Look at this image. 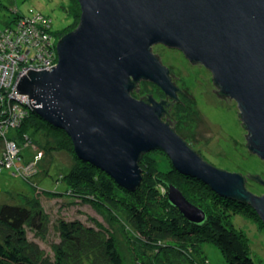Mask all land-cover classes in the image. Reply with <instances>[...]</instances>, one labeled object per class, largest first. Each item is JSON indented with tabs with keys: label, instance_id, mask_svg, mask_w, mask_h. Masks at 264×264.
Instances as JSON below:
<instances>
[{
	"label": "water",
	"instance_id": "obj_1",
	"mask_svg": "<svg viewBox=\"0 0 264 264\" xmlns=\"http://www.w3.org/2000/svg\"><path fill=\"white\" fill-rule=\"evenodd\" d=\"M78 4L79 23L58 39L56 64L27 69L15 86L28 95L32 110L68 134L79 159L102 169L121 187L139 186L140 156L159 149L177 171L250 204L264 224V192H251L241 172L210 164L188 145L162 119L166 99L131 94L144 79L175 98L178 86L172 78H180L152 46L179 49L189 61L210 70L220 94L237 102L246 145L264 161V0ZM166 196L191 224L207 220L205 210L175 184L167 182Z\"/></svg>",
	"mask_w": 264,
	"mask_h": 264
},
{
	"label": "trees",
	"instance_id": "obj_2",
	"mask_svg": "<svg viewBox=\"0 0 264 264\" xmlns=\"http://www.w3.org/2000/svg\"><path fill=\"white\" fill-rule=\"evenodd\" d=\"M73 2L74 8L68 7L66 9L71 19L69 24L75 23L78 16L76 10L79 11L80 16L78 0ZM69 5H71V0ZM13 16L15 18L11 22L16 18L21 21L32 20L38 16L47 18L43 26H38L47 29L48 33L54 37L62 30L54 31L51 29L50 18L40 13L32 17L18 14ZM4 23L3 27L15 28L17 26V24L10 22ZM77 25L78 22L73 29ZM52 40L53 45L49 46V49L56 56H54V60L57 61L56 42L59 40L56 41L55 38ZM140 81L142 82L144 79H140ZM140 81L136 83V87L139 86ZM146 82L151 85L155 84L147 80ZM156 88L160 90L158 92L160 101L166 99L165 109L161 115L164 122L170 123L171 121L170 110L173 103H178L181 106H185L187 103L195 104L189 92L182 93L184 100L181 101L179 100V93L175 98H171L162 92L158 86ZM217 92L219 96L226 97L220 94V90ZM131 94L140 99H146L152 95L149 93L140 95L136 92V88L131 91ZM162 97L164 98L162 99ZM7 104L10 106L8 102ZM3 105L4 107H0V115L4 114L5 111V103ZM26 110L24 118L18 120L20 123L15 133L14 130L8 133L9 128L6 127V122L0 121V170L8 168L13 175L20 176L30 183L33 190L30 197L21 196L19 204H0V264H126L114 234H110L107 230L104 233L99 226L85 227L81 221H59L60 235H62L65 244H68L67 247L62 242L57 243L55 248L53 247L52 255L42 252L40 247L33 240H30L28 233L29 231L38 232L40 229L43 231L45 227L44 213H41V201L39 200L43 195L77 197L84 203L96 207V210L103 215L116 218L115 221L120 223V232L125 235L128 244L141 246L145 237L148 240L151 239L149 242L164 239L165 241L161 243L159 250L163 253L168 264H193L196 262L194 253L200 258H206L203 251L204 243H211L217 247L227 264H264V259L260 257L258 258L259 261L255 260L257 256L249 249L246 238L237 231L231 220L219 213L216 207L217 203L225 207L229 204L234 211L237 209H243V212L248 211L264 227L262 220L255 214L250 204L240 199L223 198L214 190L212 191L204 181L177 171L170 160V164L164 171L157 169L154 165L150 166L144 160L142 161L145 153L140 156L139 161L143 175L139 186L131 190L121 187L114 178L107 175L99 167L79 159L74 153L73 142L63 129L48 123L34 110L28 107ZM172 128L174 129L173 126ZM31 132L35 133L36 136L43 134V136L49 137L52 134L56 142L47 140L42 145L37 138L33 137ZM10 144L14 145L15 149L13 158L9 152ZM187 144L192 147L189 141ZM61 145L76 157L75 164L69 170L64 172L60 170L57 175L50 176L55 178V184H64L63 190L55 188V186L53 190L43 188V186L39 187L41 179L37 181L36 176L50 182L47 178L49 173L47 170H43L41 174L38 173L39 168L35 162V157H39L42 153H49L50 155L54 149L63 148ZM38 146L42 149H39ZM28 147L34 150L32 155L34 157H26L22 153ZM10 158L12 163L7 164ZM203 159L205 160V158ZM32 162L34 165L31 164ZM28 166L33 169L34 173L25 174ZM248 179H250L251 185L256 186V189L259 190L263 181L260 173H248L245 180ZM167 182L175 184L180 188L183 195L205 210L207 220L202 225L191 224L177 207L170 204L166 196ZM135 262L140 264L141 259L137 257Z\"/></svg>",
	"mask_w": 264,
	"mask_h": 264
},
{
	"label": "rangeland",
	"instance_id": "obj_3",
	"mask_svg": "<svg viewBox=\"0 0 264 264\" xmlns=\"http://www.w3.org/2000/svg\"><path fill=\"white\" fill-rule=\"evenodd\" d=\"M73 1L71 0V5H69L70 0H0V27L5 25L4 22L20 26L22 22L20 19L16 18V20L11 22L15 18L13 16L15 14L32 17L40 13L50 18L51 29L54 31L62 29L55 37V40L58 41L61 36L73 29L77 22L79 23V11L76 10L78 16L75 23L69 24L71 19L66 9L68 7L74 8ZM5 29L4 27L1 28L0 33ZM152 47V49L157 48L158 55L164 65L180 78H172L181 90L177 91L179 100H184L183 92H189L195 103H187L185 106L173 103L170 110L172 118L169 116L171 118L170 126H173L176 133L185 138L187 142L189 141L193 149L198 151L210 164L223 170L241 172L244 176H247L246 174L248 173H260L264 179V161L250 151V148L246 145L247 137L244 134L247 133V130L241 124L240 115L238 116L237 102L227 96L225 98L218 96L217 92L212 90V88L218 90V87L213 83L214 80L210 70L200 63H192L177 48H170L164 44H154ZM17 50L18 47L15 46H2L0 58L2 60L9 58L22 59L28 55L25 52L18 54ZM1 70L2 67L0 66ZM140 83V88L136 90L137 93L140 95L143 93L152 94L151 96L155 100L160 101L158 96L160 90L156 88V84L151 85L146 80L140 81ZM4 116L7 118L8 112ZM174 120L176 121L174 122ZM7 128H9L8 133L13 130L15 133L17 130V126L14 125H9ZM31 133L42 145L47 140H53V143L56 142L52 134L47 137L46 135L43 136V134L36 136L35 133ZM61 147L63 146L61 145ZM39 149L42 148L40 147ZM33 152L34 150L29 147L22 151L26 157H34L32 156ZM41 155V157H35V162L39 168L38 173L41 174L43 170H47L49 173L47 178L50 182L46 181L47 179L36 176L37 181L41 179L39 187L43 186V188L53 190L55 186V188L63 190L64 184H55V178L50 176L57 175L60 170L62 172L69 170L75 164L76 157L64 147L54 149L50 155L49 153H42ZM143 160L148 165H154L157 169L163 171L170 164L167 154L159 149L146 152ZM32 165H34L33 162ZM246 186L258 195L264 192L262 183L258 190L256 186L251 185V181L248 179ZM32 194V186L25 179L13 175L8 168L0 170V204H19L21 196L30 197ZM62 196L43 195L42 198H39L41 201V213H44L45 227L43 231L41 229L38 232L29 231L28 236L30 240H33L40 247L42 252L52 255V249L56 247L57 243L63 242L62 244L67 247L68 244H65L61 237L62 235H60L59 221H81L85 227L99 226L104 233L108 231L110 234H114L126 264H136L135 259L137 257L141 259L140 264H168V261L163 257V253L159 250L161 243L165 241L164 239L153 240L150 243L149 240L151 239L148 240L145 237V241L141 246L128 244L125 235L120 232V223L115 221L116 218L110 215H103L96 210V207L91 206L89 203H84L77 197ZM216 207L219 213L231 220L232 225L246 238L249 249L257 256L255 260L259 261V257L264 259V227L262 223H259L255 216L248 211L243 212V209L234 211L229 204L225 207L217 203ZM203 251L206 258H200L194 253L196 262L193 264H227L221 251L211 243H204Z\"/></svg>",
	"mask_w": 264,
	"mask_h": 264
},
{
	"label": "built area",
	"instance_id": "obj_4",
	"mask_svg": "<svg viewBox=\"0 0 264 264\" xmlns=\"http://www.w3.org/2000/svg\"><path fill=\"white\" fill-rule=\"evenodd\" d=\"M46 19L38 16V18L32 20H23L20 26L17 25L15 28L4 27L6 29L0 33V49L2 46H15L18 47V54L24 52L28 54L22 59L9 58L2 60L0 58V66L2 67L0 71V106L4 107L3 104L5 103L4 114L6 112L8 114L13 113L8 115L7 118L4 114L0 115V119H2L0 121L6 122V127L14 125L16 119L22 120L27 112V107L32 109L28 95L17 92L15 88L22 75L29 68L34 70L48 69L56 64V60H54L56 56L49 49V46L53 45L50 33H48L47 29H42L38 26H43ZM9 152L13 158L15 154L14 145L10 144ZM11 163L10 158L7 164ZM28 167L25 174L33 172V169L30 166Z\"/></svg>",
	"mask_w": 264,
	"mask_h": 264
},
{
	"label": "bare ground",
	"instance_id": "obj_5",
	"mask_svg": "<svg viewBox=\"0 0 264 264\" xmlns=\"http://www.w3.org/2000/svg\"><path fill=\"white\" fill-rule=\"evenodd\" d=\"M50 38H52V39H54L55 37L53 36V35H51L50 34ZM0 107H2V106H0ZM11 114H13V113H11ZM11 114H8V115H11ZM15 124H14V126H18V124L20 123L19 121H18V119H16L15 121ZM91 164V163H90ZM91 165H93V164H91ZM31 169V168H30ZM223 198H225L226 196H223V195H221ZM187 219V218H186Z\"/></svg>",
	"mask_w": 264,
	"mask_h": 264
},
{
	"label": "flooded vegetation",
	"instance_id": "obj_6",
	"mask_svg": "<svg viewBox=\"0 0 264 264\" xmlns=\"http://www.w3.org/2000/svg\"><path fill=\"white\" fill-rule=\"evenodd\" d=\"M178 91H179V88H178Z\"/></svg>",
	"mask_w": 264,
	"mask_h": 264
}]
</instances>
